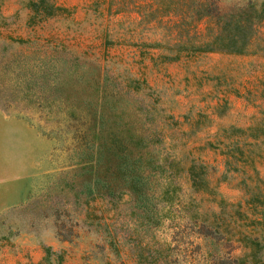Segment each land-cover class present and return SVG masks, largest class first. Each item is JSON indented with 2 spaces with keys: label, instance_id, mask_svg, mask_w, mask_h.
<instances>
[{
  "label": "rangeland",
  "instance_id": "1",
  "mask_svg": "<svg viewBox=\"0 0 264 264\" xmlns=\"http://www.w3.org/2000/svg\"><path fill=\"white\" fill-rule=\"evenodd\" d=\"M29 1L0 0V114L35 133L0 264H264L240 181L264 195V136L246 129H264V17L249 52L190 55L173 14L138 11L150 0H43L27 23ZM24 144L0 128L2 160Z\"/></svg>",
  "mask_w": 264,
  "mask_h": 264
},
{
  "label": "trees",
  "instance_id": "2",
  "mask_svg": "<svg viewBox=\"0 0 264 264\" xmlns=\"http://www.w3.org/2000/svg\"><path fill=\"white\" fill-rule=\"evenodd\" d=\"M43 0L29 1L28 7L32 10L27 17V23H34L43 19L49 12L41 15L40 5ZM160 3H155V0L148 1L144 5H138V11L144 8L141 12L149 17L154 14H173L175 20L170 24V27L179 30L183 33L186 42L185 45L189 48L191 54L203 51L222 50L233 53H244L250 51L251 38L256 31V25L264 17V0L259 2L247 1L238 6L224 7L220 5V0H189L186 3H178L174 0H157ZM202 23V30L198 32L197 23ZM190 28V30H189ZM182 31V32H181ZM198 34V35H197ZM20 42L21 39H16ZM264 92V90H263ZM264 94V93H263ZM233 131L240 130L239 128L231 127ZM251 138L264 136V129L261 126L247 127ZM245 130V129H243ZM232 141V140H231ZM226 143L222 148V153L225 156L224 163L226 167L237 171V165L241 164L242 152L238 149L237 144ZM240 150V151H239ZM250 161V159H249ZM238 169V171H242ZM253 175L256 174V169H252ZM246 174V173H245ZM191 175V173H190ZM256 176L246 174L242 176L240 181L246 192L245 203L251 206L253 211L258 214L255 218H250V225H257L260 231L264 230V195L263 189L253 191L255 185L246 183V178L252 179ZM258 236V235H257ZM264 241V235H261ZM257 238V237H256ZM255 237H246L250 243L260 244L261 241Z\"/></svg>",
  "mask_w": 264,
  "mask_h": 264
},
{
  "label": "crops",
  "instance_id": "3",
  "mask_svg": "<svg viewBox=\"0 0 264 264\" xmlns=\"http://www.w3.org/2000/svg\"><path fill=\"white\" fill-rule=\"evenodd\" d=\"M18 130L24 144L23 152L18 156H6L0 158V210L22 202L29 193L30 181L35 170L34 141L35 133L23 121L16 118L5 117L0 114V128ZM13 140V138H11ZM32 144V149L29 145Z\"/></svg>",
  "mask_w": 264,
  "mask_h": 264
}]
</instances>
